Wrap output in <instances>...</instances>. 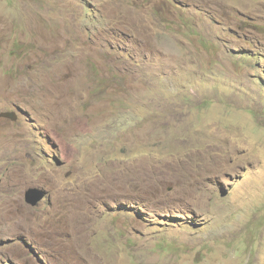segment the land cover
Segmentation results:
<instances>
[{
	"label": "rangeland",
	"instance_id": "374dc122",
	"mask_svg": "<svg viewBox=\"0 0 264 264\" xmlns=\"http://www.w3.org/2000/svg\"><path fill=\"white\" fill-rule=\"evenodd\" d=\"M0 112V264H264V0H0Z\"/></svg>",
	"mask_w": 264,
	"mask_h": 264
},
{
	"label": "water",
	"instance_id": "95a60500",
	"mask_svg": "<svg viewBox=\"0 0 264 264\" xmlns=\"http://www.w3.org/2000/svg\"><path fill=\"white\" fill-rule=\"evenodd\" d=\"M20 112L22 113L21 109ZM0 119L17 121L18 115L15 112H0ZM47 195L48 193L46 190L33 188L26 192L25 200L29 206L37 207L46 199Z\"/></svg>",
	"mask_w": 264,
	"mask_h": 264
},
{
	"label": "clouds",
	"instance_id": "9594fccd",
	"mask_svg": "<svg viewBox=\"0 0 264 264\" xmlns=\"http://www.w3.org/2000/svg\"><path fill=\"white\" fill-rule=\"evenodd\" d=\"M17 115H18V114H17ZM18 118H19V115H18ZM32 189H33V188H32ZM37 189H40V188H37ZM29 190H30V189H29ZM43 190H45V189H43ZM47 193H48V191H47ZM25 195H26V193H25ZM47 198H50L49 193H48L46 199H47ZM46 199H45V200H46ZM45 200H44V201H45ZM25 201H26V200H25ZM44 201H43V202H44ZM30 207H31V206H30ZM37 207H38V206H37ZM37 207H32V208H37Z\"/></svg>",
	"mask_w": 264,
	"mask_h": 264
}]
</instances>
